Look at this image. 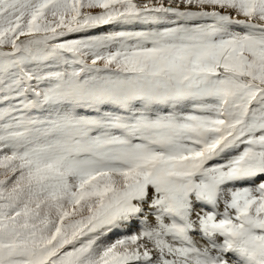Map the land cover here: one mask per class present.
I'll list each match as a JSON object with an SVG mask.
<instances>
[{
	"label": "rangeland",
	"instance_id": "374dc122",
	"mask_svg": "<svg viewBox=\"0 0 264 264\" xmlns=\"http://www.w3.org/2000/svg\"><path fill=\"white\" fill-rule=\"evenodd\" d=\"M0 43V264H264V0H0ZM210 186L211 256L170 217L146 241L147 203Z\"/></svg>",
	"mask_w": 264,
	"mask_h": 264
},
{
	"label": "bare ground",
	"instance_id": "6f19581e",
	"mask_svg": "<svg viewBox=\"0 0 264 264\" xmlns=\"http://www.w3.org/2000/svg\"><path fill=\"white\" fill-rule=\"evenodd\" d=\"M153 1V0H152ZM155 1V0H154ZM168 1V0H167ZM161 2V1H160ZM75 3V2H74ZM141 3V2H140ZM144 3V2H143ZM154 4V3H153ZM159 4V3H158ZM157 4V5H158ZM174 4V3H173ZM73 5V4H72ZM156 5V4H155ZM154 5V6H155ZM162 5V4H161ZM178 5V4H177ZM168 6V5H167ZM195 6V5H194ZM75 7V6H74ZM73 7V8H74ZM188 9V8H187ZM225 9H227V8H225ZM217 11V10H216ZM221 11V10H220ZM39 13V12H38ZM39 14H41V13H39ZM34 16V15H33ZM36 17V16H35ZM42 16L41 15H38V18H41ZM22 17H20L19 19H21ZM36 19H37V17H36ZM42 20V19H41ZM34 22H35V20H34ZM44 22V21H43ZM197 22V21H196ZM210 21H208V23H209ZM20 23H21V20H20ZM36 23V22H35ZM22 24V23H21ZM20 24V25H21ZM37 24V23H36ZM201 24V23H200ZM211 24V23H210ZM33 25V24H32ZM43 25V24H42ZM31 27V26H30ZM21 28V27H20ZM19 28V29H20ZM213 28V27H212ZM31 29H33V28H31ZM234 31H235V34L237 35V36H240V35H243L242 33H243V30L242 29H239V28H234L233 29ZM18 31H20V30H18ZM33 31H35V30H33ZM231 32V31H230ZM89 35V34H88ZM90 35H92V34H90ZM82 36V35H81ZM1 44V43H0ZM3 52V51H2ZM248 53V52H247ZM19 69V68H18ZM46 69V68H45ZM19 72V71H18ZM47 83H45V85H46ZM21 87V86H20ZM47 87V86H46ZM5 105V104H4ZM6 106V105H5ZM4 106V107H5ZM41 106V105H40ZM139 109H142V108H144V106H142V105H136ZM36 111V110H35ZM38 111V110H37ZM1 146V145H0ZM0 156H1V154H0ZM4 158V157H3ZM9 158V157H8ZM10 159V158H9ZM6 160V159H5ZM110 177V176H109ZM116 177V176H115ZM118 178V177H117ZM96 180V179H95ZM108 180V179H107ZM118 180V179H117ZM116 180V181H117ZM121 182V181H120ZM124 182V181H123ZM253 182V181H252ZM251 182V183H252ZM102 183V182H101ZM250 183V182H249ZM90 185H91V183H89ZM99 184V183H98ZM116 184V183H115ZM125 184H127V183H125ZM190 184V183H189ZM188 184V185H189ZM253 184V183H252ZM254 184H255V180H254ZM94 185H96V184H94ZM102 185V184H101ZM110 185V184H109ZM87 186V185H86ZM116 186V185H115ZM90 186H88V188H89ZM95 187V186H94ZM197 188H199L200 189V191H201V193L199 192V194L196 196V197H199L198 198V201L201 203L202 202V196H203V194H204V192H205V189H204V187H203V185H198V187ZM91 189V188H90ZM187 189H188V187H187ZM94 190V189H93ZM93 190H91V191H93ZM120 190V189H119ZM87 191V189L85 190V192ZM90 191V190H89ZM88 191V192H89ZM80 192H83V191H80ZM95 192V191H94ZM93 192V193H94ZM87 193V192H86ZM90 193V192H89ZM96 193V192H95ZM192 196H193V194H192ZM194 196V197H195ZM181 198H178V199H176V200H165L164 202H153V203H151L150 204V202L149 203H147V201H146V203H147V206L145 207L146 208V210L148 211V213L147 214H149L148 216H146V218L148 219V220H146L144 223V226L142 227V229L141 230H143V233L145 234V238H146V241H150V238H151V236H152V234L153 233H155V235L156 234H158V233H160L161 231H164V230H166V228L167 227H169V226H167V225H169L168 223V218L170 217L171 218V220L173 221V222H176L177 223V225H178V228H179V231L180 232H182V234H181V238H182V243L184 242V238H183V236L184 235H186V234H188V236H187V238L185 239L186 241H188V240H190V241H194L198 246H200L201 248H203L204 250H205V252H206V255H209V256H211L213 253H214V251L211 249V247H208L207 245H206V242H205V239H208V236H210L211 234H212V231H213V229L214 228H216V229H218V230H220L221 231V233L222 234H225L226 233V229H225V226L223 225V224H221L217 219H216V215L219 213V209H220V207H221V204H220V202H219V197H216L215 195H213V198L211 199V202H210V204H209V206L208 207H206L207 209H208V211H203V212H205L204 214H202V210H203V208H200V210L198 209V203H197V199H196V197H195V199H194V204L197 206V207H195V208H191V206H188V205H186L185 203H181V201H179L180 199H184V200H189V198H190V192H186L183 196H180ZM148 199V198H147ZM79 202V201H78ZM77 202V203H78ZM95 202H96V200H95ZM148 204H150V205H148ZM78 207H80V204H79V206ZM142 207H144V206H142ZM142 207H141V209H142ZM144 208V209H145ZM143 209V210H144ZM142 210V211H143ZM146 210H144V211H146ZM223 210L225 211V212H231V211H229L224 205H223ZM232 211H233V209H232ZM137 212V211H136ZM221 213H223V212H221ZM144 214H142V216H143ZM146 215V214H145ZM221 215V214H220ZM141 216V214L139 215V217ZM135 217H136V214H135ZM132 218H133V215H132ZM137 218V217H136ZM144 217H142V219H143ZM145 218V219H146ZM131 219V218H130ZM142 219H141V221H142ZM149 220L151 221H153L154 223H158L159 222V228H160V231H159V228L157 227V225H151L150 226V224H149ZM183 220H184V222H183ZM137 221H139V220H137ZM136 221V222H137ZM129 222V221H128ZM183 222V223H182ZM138 223H140V222H138ZM137 223V224H138ZM147 224L149 225L148 226V228H144V227H146L147 226ZM142 225V224H141ZM141 225H140V227H141ZM193 226H195V227H199V229H200V234L198 235V234H194L193 233V231L192 230H190V229H188V228H191V227H193ZM106 227V226H105ZM136 227V226H135ZM134 228V227H133ZM133 228H131L130 226H128V225H126L125 224V222H124V220H121V221H119V222H112V223H110L109 224V229H110V231H111V233L114 235V236H119V235H121V234H124V233H127L128 231H131V232H133ZM137 228V227H136ZM172 228V227H171ZM170 228V229H171ZM106 229H107V227H106ZM137 229H139V227L137 228ZM134 231H135V229H134ZM35 232V231H34ZM98 232V231H97ZM102 232V231H101ZM100 232V233H101ZM136 232V231H135ZM180 232H178V231H174V233H176V234H179ZM137 233H138V231H137ZM141 233V232H140ZM99 234V233H98ZM112 235V236H113ZM160 236H158L157 237V239H156V241L155 242H153V241H151V242H153L154 243V245L156 244V247H157V244L159 245V252L162 250V251H164V248H163V236H161V234H159ZM183 235V236H182ZM232 235V237L233 238H235V240H237V243H238V240H239V238L238 237H236L233 233L231 234ZM111 236V235H110ZM127 236V235H126ZM128 236H129V234H128ZM104 237V236H103ZM179 237V238H180ZM112 238V237H111ZM153 238V237H152ZM151 238V240H153ZM149 239V240H148ZM157 242V243H156ZM104 243V240L102 239V238H99L98 239V243L97 244H99L100 246H103L102 244ZM148 244V243H147ZM179 244V243H178ZM109 245V244H108ZM146 245V244H145ZM96 246V245H95ZM95 246H94V248H95ZM146 246H148V245H146ZM145 246V247H146ZM122 247H126V246H122ZM152 247V246H151ZM98 248V247H97ZM101 249H102V247H100ZM99 248V249H100ZM107 248H109V247H107ZM141 248H143L144 249V245H143V247L142 246H140L138 243L137 244H131V246H130V248H129V250L126 252V255H125V257L123 258V260H122V262H121V264H123V263H126V264H158L157 263V261H156V259H157V256H154V254H156V252H155V250L153 249V248H149V249H146L145 248V252L144 253H142V254H140V255H138V254H136V252H138ZM92 249H93V247H92ZM96 249V248H95ZM98 249V250H99ZM100 249V250H101ZM115 249V248H114ZM172 249H173V247H172ZM97 250V249H96ZM108 250V249H107ZM106 250V251H107ZM116 250V249H115ZM105 251V250H104ZM103 251V252H104ZM106 251H105V253H106ZM110 251V250H109ZM94 252V251H93ZM97 254H99V253H101V252H97V251H95ZM113 252V251H112ZM114 253V252H113ZM108 254V253H107ZM117 254V253H116ZM134 254H136V256H134L133 258H131ZM162 254H163V252H162ZM96 255V254H95ZM100 255V254H99ZM97 256V255H96ZM95 256V257H96ZM122 256V255H121ZM236 256L238 257V258H240V259H245V256H244V254L241 252V250L240 249H238L237 251H236ZM103 257V256H102ZM192 256H191V254H189V253H185V254H183V256H181V257H179V258H181V259H184V262L182 261V260H180V262H177V261H174V260H172L171 261V263L172 264H202V260H198L197 258H195V257H193L192 259H190ZM131 258V259H130ZM110 259V258H109ZM113 259H114V257H113ZM122 259V258H121ZM185 259L186 260H190V261H185ZM178 261H179V259H178ZM120 262H119V264H120ZM108 263V262H107ZM160 263V262H159Z\"/></svg>",
	"mask_w": 264,
	"mask_h": 264
},
{
	"label": "trees",
	"instance_id": "16d2710c",
	"mask_svg": "<svg viewBox=\"0 0 264 264\" xmlns=\"http://www.w3.org/2000/svg\"><path fill=\"white\" fill-rule=\"evenodd\" d=\"M79 229V227L77 228V230Z\"/></svg>",
	"mask_w": 264,
	"mask_h": 264
}]
</instances>
